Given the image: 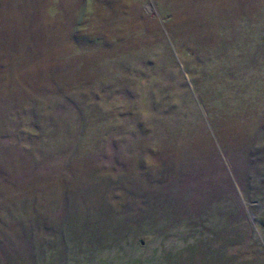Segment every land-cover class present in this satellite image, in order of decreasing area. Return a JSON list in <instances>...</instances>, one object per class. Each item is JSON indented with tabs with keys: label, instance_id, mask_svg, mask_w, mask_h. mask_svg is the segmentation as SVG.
<instances>
[{
	"label": "rangeland",
	"instance_id": "obj_1",
	"mask_svg": "<svg viewBox=\"0 0 264 264\" xmlns=\"http://www.w3.org/2000/svg\"><path fill=\"white\" fill-rule=\"evenodd\" d=\"M0 264H264V0H0Z\"/></svg>",
	"mask_w": 264,
	"mask_h": 264
}]
</instances>
